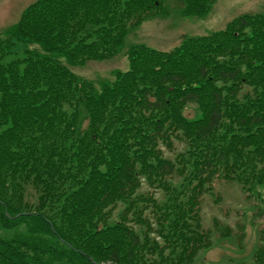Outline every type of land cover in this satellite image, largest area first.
<instances>
[{"label": "trees", "instance_id": "trees-1", "mask_svg": "<svg viewBox=\"0 0 264 264\" xmlns=\"http://www.w3.org/2000/svg\"><path fill=\"white\" fill-rule=\"evenodd\" d=\"M181 2L203 18L213 0ZM161 3L38 0L0 39V264H192L214 182L261 195L264 9L168 52L130 46L98 88L70 70L113 59Z\"/></svg>", "mask_w": 264, "mask_h": 264}, {"label": "rangeland", "instance_id": "rangeland-1", "mask_svg": "<svg viewBox=\"0 0 264 264\" xmlns=\"http://www.w3.org/2000/svg\"><path fill=\"white\" fill-rule=\"evenodd\" d=\"M36 1L0 0V39L7 38L22 11ZM161 4V16L143 21L139 27L129 31L116 57L71 68L73 73L92 81L98 88L101 82L114 79L113 72L128 69L126 52L130 46L168 52L186 37L208 36L224 29L238 16L259 14L264 9V0H213L203 19H186L181 13V0H162ZM183 114L195 119L199 111L188 106ZM82 124L84 127L85 120ZM177 151L176 145L175 152H165V156L173 158ZM258 191L261 195L252 196L243 192L238 184L219 179L209 193H204L200 199V222L204 231L211 232V246L201 250L192 264L252 262L255 249L264 247V188ZM226 230L229 233H224Z\"/></svg>", "mask_w": 264, "mask_h": 264}]
</instances>
